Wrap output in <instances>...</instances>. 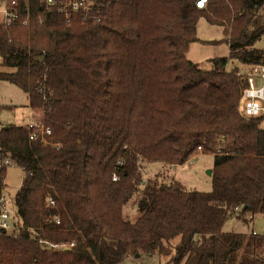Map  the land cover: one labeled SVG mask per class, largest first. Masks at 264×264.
I'll return each instance as SVG.
<instances>
[{"label":"trees","instance_id":"obj_1","mask_svg":"<svg viewBox=\"0 0 264 264\" xmlns=\"http://www.w3.org/2000/svg\"><path fill=\"white\" fill-rule=\"evenodd\" d=\"M196 1L93 0L67 21L33 0L29 24L0 29V79L26 92L51 129L48 143L23 125L0 130V153L25 173L15 227L0 228V264H123L170 254L165 243L176 237L166 264H264V233L223 231L232 216L264 215V113H240L247 78L227 69L264 66L254 46L264 0ZM202 17L223 27L230 48L210 70L187 57ZM199 153L214 155L209 192L140 171ZM134 196L141 213L132 221L124 206Z\"/></svg>","mask_w":264,"mask_h":264},{"label":"rangeland","instance_id":"obj_2","mask_svg":"<svg viewBox=\"0 0 264 264\" xmlns=\"http://www.w3.org/2000/svg\"><path fill=\"white\" fill-rule=\"evenodd\" d=\"M1 20V15H0ZM198 41L189 45L187 57L196 62L203 70L213 68L210 58L229 55V45L224 40L225 34L223 27L209 23L204 17L200 18L197 24ZM218 42H213V41ZM254 46L264 48V35L254 42ZM2 57L0 55V69H7L1 66ZM238 62L230 63L227 69L238 65ZM238 66L241 73L249 67ZM38 120L29 106L28 94L19 86L8 80L0 79V130L9 124L26 126L31 121ZM264 125V121L262 123ZM214 155L211 153H199L194 158L182 165H170L163 161L142 162L140 171L145 180L152 183L170 182L175 179L181 182L186 188L191 190L209 192L212 190V174ZM4 177L5 186L0 188V196L4 195L13 198L23 184L25 179L24 170L13 163ZM8 211V222L12 224L9 231H12L17 222V209L11 200L5 207ZM3 207L0 203V223L1 211ZM141 211L138 209L137 198L134 196L124 206V217L135 220ZM224 232L234 233H264V215H257L252 221L246 223L243 219L235 216L230 217L223 226ZM179 241V237L166 242V247L170 254L162 255L159 251L153 254H143L141 256H129L123 264H166L174 253V246Z\"/></svg>","mask_w":264,"mask_h":264},{"label":"built area","instance_id":"obj_3","mask_svg":"<svg viewBox=\"0 0 264 264\" xmlns=\"http://www.w3.org/2000/svg\"><path fill=\"white\" fill-rule=\"evenodd\" d=\"M33 0H0V29L2 27H11L15 24L22 23L23 25L29 24L31 5ZM45 10H57L64 14L67 21H70L74 13L84 11L88 14L91 11L93 0H38ZM208 0H197L196 5L199 8H205ZM41 21V20H40ZM95 21L99 22L100 18L95 17ZM247 78V85L243 91L242 98L239 103V111L246 118H251L264 113V66L263 65H250L249 69L243 73ZM29 130V137L32 140H41L48 143L46 136L51 134V129L43 125L39 120H34L25 126ZM59 147V143H53ZM14 161L11 157L0 153V188L6 184L4 177H1V172L8 169ZM118 177L114 175L113 179ZM13 201V198L1 195L0 203L2 204L1 223L0 228L9 230L12 224L8 222V211L5 208L8 203ZM49 205L54 206V200H49ZM56 221L59 222L58 217ZM41 242L49 245L52 249H59L71 247L74 242L68 243H54L46 240Z\"/></svg>","mask_w":264,"mask_h":264},{"label":"crops","instance_id":"obj_4","mask_svg":"<svg viewBox=\"0 0 264 264\" xmlns=\"http://www.w3.org/2000/svg\"><path fill=\"white\" fill-rule=\"evenodd\" d=\"M210 59H212V58H210ZM210 59H209V60H210ZM210 62H211V61H210ZM232 63H234V62H232ZM229 64H230V63H229ZM229 64H228V65H229ZM238 66H240V65L238 64ZM243 67H250V66L242 65V68H243ZM227 68H228V66H227ZM240 68H241V66H240ZM248 69H249V68L245 69V72H246ZM194 157H195V156H194ZM194 157H193V158H194Z\"/></svg>","mask_w":264,"mask_h":264},{"label":"water","instance_id":"obj_5","mask_svg":"<svg viewBox=\"0 0 264 264\" xmlns=\"http://www.w3.org/2000/svg\"><path fill=\"white\" fill-rule=\"evenodd\" d=\"M210 173L212 174V170H210ZM64 249H65V250H66V249H69V247H65ZM136 256L138 257V256H140V255L137 254Z\"/></svg>","mask_w":264,"mask_h":264}]
</instances>
